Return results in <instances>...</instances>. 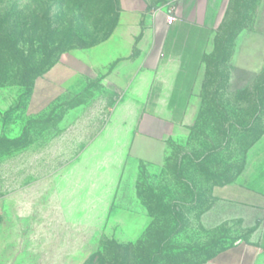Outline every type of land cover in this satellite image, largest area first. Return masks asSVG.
Returning <instances> with one entry per match:
<instances>
[{
  "label": "rangeland",
  "instance_id": "obj_1",
  "mask_svg": "<svg viewBox=\"0 0 264 264\" xmlns=\"http://www.w3.org/2000/svg\"><path fill=\"white\" fill-rule=\"evenodd\" d=\"M235 1L170 125L131 89L164 30L156 0H0V264H205L251 232L228 189L255 165L264 69L231 56L264 3Z\"/></svg>",
  "mask_w": 264,
  "mask_h": 264
},
{
  "label": "crops",
  "instance_id": "obj_2",
  "mask_svg": "<svg viewBox=\"0 0 264 264\" xmlns=\"http://www.w3.org/2000/svg\"><path fill=\"white\" fill-rule=\"evenodd\" d=\"M156 1L161 4L164 30L157 53L146 60L145 69L131 89L139 102L137 114L180 125L185 121L212 35L236 1ZM258 1L264 3V0ZM168 15L174 18L171 24L166 22ZM231 62L240 71L259 75L264 69V31L240 32ZM260 139L245 156V162L255 164L253 169L228 189L239 202L235 204L237 209L250 215L248 218L239 215L231 221L247 231L252 230L238 237L223 255L205 264H264V135Z\"/></svg>",
  "mask_w": 264,
  "mask_h": 264
},
{
  "label": "built area",
  "instance_id": "obj_3",
  "mask_svg": "<svg viewBox=\"0 0 264 264\" xmlns=\"http://www.w3.org/2000/svg\"><path fill=\"white\" fill-rule=\"evenodd\" d=\"M173 20H174L173 16H170V15L166 16L167 24H171L173 22Z\"/></svg>",
  "mask_w": 264,
  "mask_h": 264
}]
</instances>
